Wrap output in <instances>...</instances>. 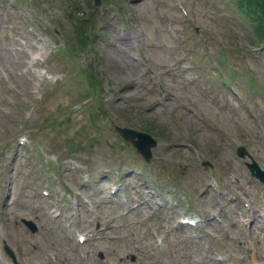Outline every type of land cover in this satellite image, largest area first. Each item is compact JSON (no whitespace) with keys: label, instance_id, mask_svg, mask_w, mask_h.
<instances>
[{"label":"rangeland","instance_id":"1","mask_svg":"<svg viewBox=\"0 0 264 264\" xmlns=\"http://www.w3.org/2000/svg\"><path fill=\"white\" fill-rule=\"evenodd\" d=\"M241 11L235 0H0L2 264H264V184L237 154L246 146L264 169V49ZM79 23L96 32L88 44ZM116 125L157 138L149 161ZM65 184L90 204L66 208ZM46 186L51 204L34 192ZM52 204L61 216L45 219ZM77 226L99 237L81 244Z\"/></svg>","mask_w":264,"mask_h":264},{"label":"trees","instance_id":"2","mask_svg":"<svg viewBox=\"0 0 264 264\" xmlns=\"http://www.w3.org/2000/svg\"><path fill=\"white\" fill-rule=\"evenodd\" d=\"M239 8L253 23L259 37L264 36V0H238Z\"/></svg>","mask_w":264,"mask_h":264},{"label":"water","instance_id":"3","mask_svg":"<svg viewBox=\"0 0 264 264\" xmlns=\"http://www.w3.org/2000/svg\"><path fill=\"white\" fill-rule=\"evenodd\" d=\"M118 129L123 133V135L127 139H133L134 136H138L139 139L134 140V143L137 145L139 150H141L145 154L147 158L150 157L151 155L150 148L152 145L156 144L155 139H153L150 135L143 132H136L131 129L120 128V127H118ZM245 152H246L245 148H241V153H245ZM250 167L252 170H256L257 171L256 174L264 180V172L260 170L256 162L250 164Z\"/></svg>","mask_w":264,"mask_h":264},{"label":"bare ground","instance_id":"4","mask_svg":"<svg viewBox=\"0 0 264 264\" xmlns=\"http://www.w3.org/2000/svg\"><path fill=\"white\" fill-rule=\"evenodd\" d=\"M256 256H257V255H255V259H256Z\"/></svg>","mask_w":264,"mask_h":264}]
</instances>
